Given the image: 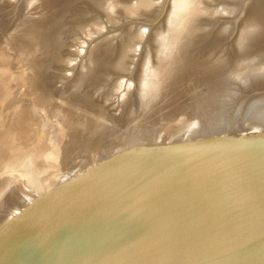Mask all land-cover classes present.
<instances>
[{"label":"water","instance_id":"1","mask_svg":"<svg viewBox=\"0 0 264 264\" xmlns=\"http://www.w3.org/2000/svg\"><path fill=\"white\" fill-rule=\"evenodd\" d=\"M0 264H264V0H0Z\"/></svg>","mask_w":264,"mask_h":264}]
</instances>
